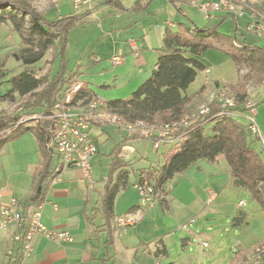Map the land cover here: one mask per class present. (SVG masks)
<instances>
[{
	"label": "trees",
	"instance_id": "1",
	"mask_svg": "<svg viewBox=\"0 0 264 264\" xmlns=\"http://www.w3.org/2000/svg\"><path fill=\"white\" fill-rule=\"evenodd\" d=\"M120 1L106 2L118 6ZM151 1L139 0L133 10L146 11ZM226 1L241 6L245 12L258 9L260 12L263 11L261 3L254 0ZM86 15H66L49 19L37 10L30 0H0V26H8L10 34H17L20 38L19 48L6 58L13 57L21 67L20 72L8 80L11 89L0 96V151L6 144L32 132L37 138L42 155V163L33 176L32 197L27 201H20V208L25 214L45 202L50 185L66 169L55 147L47 148L48 129L53 124L51 117L54 116L58 103L64 99L65 92L77 78V72L74 70L65 73L69 64L66 60V51L71 30L81 24L82 18ZM234 23L233 35L220 32L221 23L204 27L179 23L176 30L167 28L162 47L157 50L158 60L150 78L129 98L103 102L101 113L116 115L127 123L142 121L155 126L175 125L185 117L196 114L191 118L188 127L174 135L176 141L163 153L168 157L164 164L150 163L149 166L135 170L134 163L125 160L123 148L128 139H135L136 136L128 134L123 142L116 144L109 155L111 162L107 177L104 179L101 208L98 210L106 220L105 226L111 233L118 227L116 219L126 216H116L115 200L120 189L128 186L131 171L137 174L136 189L145 182L152 189L151 200L146 205H143L137 189L141 206L157 203L167 214L171 210L169 182L201 162L216 163L220 157L227 162L233 185L248 191L264 212V159L254 147L253 140L260 141L251 134L248 125L238 120V117H244L247 113L243 103L252 100L250 91L253 89L256 91L264 86V47L250 44L246 40L241 41L237 36L236 20ZM209 50H218L235 63L238 80L231 85L232 87H223H230L235 91L239 104L235 108L223 110L220 103L214 101L209 104V113L200 115L199 106L208 103L209 99L205 95V87L192 95L185 93L196 81L199 73L207 71L203 56ZM50 52L52 53L50 70L41 74L42 68L38 64L44 61ZM57 61L59 70L53 74L52 66ZM5 74L6 70L1 65L0 76ZM218 88L222 87L217 84ZM96 98L98 97L94 91L82 85L73 95L72 103L86 107ZM5 104L18 105V109L13 113H7L3 108ZM30 121H37L36 126H28L27 123ZM211 123L212 134H209L206 126ZM92 124L101 126L97 121H93ZM160 144L168 145L167 142ZM55 154L58 156L57 163L53 165ZM243 222V214L234 221L236 225ZM156 245L159 253L168 255L163 240L157 241ZM18 252L21 253L20 247ZM247 257L246 253L238 252L230 264H238ZM21 258L18 255L12 264H18Z\"/></svg>",
	"mask_w": 264,
	"mask_h": 264
},
{
	"label": "crops",
	"instance_id": "2",
	"mask_svg": "<svg viewBox=\"0 0 264 264\" xmlns=\"http://www.w3.org/2000/svg\"><path fill=\"white\" fill-rule=\"evenodd\" d=\"M59 1L32 0L37 10L44 12L47 16L54 13L55 18L67 15L65 14L66 6H58ZM138 1L121 0L118 6L105 1L91 7L85 6L77 15L87 14L86 17H94L101 9L107 8L105 6H113L119 9V12L122 10L126 14L130 13L128 9L133 8ZM210 1L222 0H152L146 11H131L136 16L131 15L128 18V26L124 27L127 29L126 38L121 37L117 40L112 33L113 28L108 29L93 43L89 55L84 53L80 58L78 67L82 68L92 62L91 56L100 55L102 60L96 58L91 65L100 63V68L107 71L106 74L98 72L91 76L94 78L90 82L82 81L77 76L73 83L87 86L102 102L129 98L147 79L151 73L149 71L154 69H150L157 57L153 48L162 47L167 28L176 30L179 23L197 27L221 23L223 26L232 18L233 26L236 20V27L240 30L255 19H264V0H254L261 3L262 12L259 11L260 9L244 11L242 16L215 13L210 18L204 15L206 20L211 21L207 24L205 19H201L193 12L202 14L198 6ZM109 13L112 14V12ZM116 55L124 60L118 66L112 63V58ZM223 56L218 55L216 61L224 60ZM108 67H111L109 71L106 70ZM107 82L111 86L105 90L104 86H108ZM102 88L105 91H102ZM92 126L102 127V125ZM125 133L128 137V133ZM94 138L99 153L92 159V170L95 164L101 162L102 156L99 140L97 137ZM167 144L166 150L173 145L172 142ZM41 163L39 143L31 132L6 144L1 149L0 189L5 203L9 204L12 199L27 201L32 197L33 176ZM92 178L94 186L91 189L83 182L84 172L81 168H66L50 185L46 200L39 210L43 225L54 231L70 233L74 239L72 244H58L39 235L34 241L32 252L29 255H22L18 252L19 246L12 241V233L0 229V264H12L18 255L22 257L18 264H196L192 251L188 250L191 242L188 237L192 231L185 229V225L193 217L185 220L183 214L193 210L191 216L194 215L198 208L203 206L204 199H207L211 190L221 193L231 182L229 167L223 157H220L216 163L201 162L177 177L168 187L171 210L167 214L157 203L141 206L135 185L133 188L123 187L115 200V214L116 216L131 214L136 223L124 229L117 227L111 233L105 226L106 220L103 219L102 213L98 211L101 208L100 200L103 190L99 191L96 188L93 174ZM36 210L37 208L33 209V211ZM159 240H163L168 250L167 256L158 252L156 242ZM263 241L264 235L258 244L256 240L248 247L243 246L237 253H246L248 256Z\"/></svg>",
	"mask_w": 264,
	"mask_h": 264
},
{
	"label": "rangeland",
	"instance_id": "3",
	"mask_svg": "<svg viewBox=\"0 0 264 264\" xmlns=\"http://www.w3.org/2000/svg\"><path fill=\"white\" fill-rule=\"evenodd\" d=\"M30 1L32 2V0ZM58 6H66L65 14H67L68 16L77 15L83 10V8H85V6H83L81 8H78L79 10H77L70 2V0H60L58 2ZM233 6H235L237 9L241 8L244 13L245 10L241 6ZM105 7L107 8L101 9L94 17L82 18L81 24H78L71 30L68 38L66 60L67 62H69V64L67 66V69L65 70V73L74 70L77 72V76L79 77V79L81 78V80L85 82H90L92 78H94L91 77L92 75L98 72L106 74L107 71H105L103 68H100V63L95 66L91 65L94 60L96 61V58L102 60V57H100V55L91 56L90 60L92 62L89 61L90 63L83 66L82 68L78 67L82 55L84 53H86V55H89L90 48H93V43L99 38L100 35L106 33L108 29L113 28L112 33L114 34V37L117 38V40L118 38L121 39V37L126 38L127 29L125 28L128 26V18L131 17V15L136 16V14L131 12L134 11L133 8L128 9L130 13L124 14L122 10V12H119V9H116L113 6ZM39 12L44 14V12ZM109 12H112V14H110ZM193 13L195 15L198 14L201 19H205V23H211V21L206 20L204 15L199 14L196 11H194ZM221 13L225 14V12H217L216 14ZM53 16L54 13H51L50 15H48V18H55ZM158 20L160 19L158 18ZM220 26L222 25L220 24ZM248 27L249 24L241 28L240 30L238 29L237 35L239 39L241 41L246 40L250 44L264 47V39L259 38L252 32L248 31ZM220 32H224L228 35L235 34L232 18L229 19L228 22L221 27ZM19 46V36L13 33L10 34L8 26H0V66L2 65L3 69L6 70L5 76H0V96L6 94L11 89V84L8 82V80L18 74L21 70L19 62H17L13 57L6 58L12 51L19 48ZM156 47H154L153 50H155V53L157 54V50L159 49V47ZM218 55H224V60L216 61ZM51 58L52 53L50 52L46 59L38 64V66L42 68L41 74L49 72L51 67ZM157 60L158 56L156 57V61L151 65L150 69L154 68ZM203 61L209 71L199 73L196 81L190 85L185 94L192 95L198 92L202 87H205V95L210 98L211 94L216 91L217 84L223 87L234 85L237 82V67L233 60L225 54H222V52L218 50H209L204 54ZM52 67L53 74L58 72L59 61L55 62ZM110 68L111 67H108L106 70L109 71ZM152 70H150L149 72H152ZM151 74L152 73H149V76L147 77V79H145V81L150 78ZM110 86L111 85H108V88L104 89L107 90L110 88ZM104 89L102 88V91H105ZM250 95V98H252V100H254L257 104L258 112L256 120L262 134L264 135V86L260 87L256 91L255 89H253V91H250ZM122 99L127 98L123 97ZM61 102H63V99L61 100ZM3 108L7 110V113H13L18 109V105L11 106L5 104ZM101 115H104L103 117L111 118V115L108 113H102ZM238 120L244 125H248V121L245 116L238 117ZM36 122L37 121H30L27 123V125L35 127ZM101 125L102 127L92 126L91 131V135L98 138L100 149L102 151L101 162L95 164V168L90 171L91 177L92 174L94 175V179L96 180V188L99 191H102L104 188V179L107 177L111 159L109 157L110 152L115 148L118 142L127 137V134L124 131L116 128L111 124ZM212 127V123L207 124L206 126L207 132L209 134H212ZM253 141H255L254 147L261 153V155H263L264 159V151L260 142L256 140ZM165 150L166 149L164 145H161L160 149L157 150V145L153 140L139 138V136H136L135 139H129L126 142L123 148V156L127 161L130 160L132 161V163H134L133 168L136 170L142 167L149 166L150 163L156 164V162H158L157 164H164L166 160H168V157L164 156L163 154ZM54 157L55 159L53 165L57 163V154H55ZM177 177L170 181L168 186H171L172 182ZM136 180V172L131 171L128 186L130 188H133ZM211 191L215 192L214 190ZM215 193L218 195L216 201L211 202L207 197V199H204L203 206L201 205L194 215L191 216L193 210L189 211V215L187 214V212L183 214L185 220L192 217V219L194 220V223H190L192 220L191 219L185 225V227H187V225L190 223L187 229L191 230L192 232L188 237L189 239H191L188 250L192 251V256L195 259L196 264H230L237 251H239L243 246L248 247L256 240L258 244V242L263 239L264 212L261 209L260 205L252 199V196L248 191H246L245 189L236 188L231 180L228 187L225 186L221 193ZM240 201L245 202V205L243 207H238V203ZM154 206L156 205L154 204ZM241 214L244 215V222L240 225H236L234 221L236 218L241 216ZM200 240L207 242L209 244V248H204L200 244Z\"/></svg>",
	"mask_w": 264,
	"mask_h": 264
},
{
	"label": "built area",
	"instance_id": "4",
	"mask_svg": "<svg viewBox=\"0 0 264 264\" xmlns=\"http://www.w3.org/2000/svg\"><path fill=\"white\" fill-rule=\"evenodd\" d=\"M107 0H71L75 8L83 6H92L94 4ZM196 5L195 2H192ZM200 12L207 18L212 17L217 12H225L234 16H242L243 10L237 9L230 2L223 0L221 2H206L198 6ZM248 31L252 32L259 38L264 39V19H255L249 23ZM123 58L118 55L112 58V63L118 66L123 63ZM80 83H73L65 92L63 102L58 103L54 116L51 117L53 124L48 129L49 137L47 138V148L55 147L61 163L65 168L79 167L84 172V184L88 188L94 185L91 178L92 159L99 153V148L96 139L91 136L92 122L97 121L100 124H111L120 130L127 132L132 136L139 138L151 139L155 141L157 147L162 142H174V135L181 129L189 126L193 116L185 117L179 124H166L163 126L150 125L142 121L135 123H127L121 117L111 115L103 117L101 109L103 102L96 98L93 99L88 106L79 107L72 103L73 95L81 88ZM218 102L223 110L235 108L239 101L237 94L230 87L218 88L214 91L208 103L199 107L200 115L209 113V104ZM245 114L248 121V129L260 141L264 149V135L262 134L256 120L257 106L255 101L248 100L243 103ZM143 183L138 185L137 189L142 197L143 205H146L151 200L152 189ZM216 198L214 192H210V200ZM244 201L239 202L238 207H243ZM42 206V205H41ZM40 207L36 211H31L27 214L23 213L20 208V201L12 199L9 204L3 201V192L0 189V229L12 233V240L21 248L22 255H29L33 250V244L39 235L45 236L48 240L58 244H72L73 236L65 231H54L48 229L40 221ZM136 220L131 215L121 216L116 219V224L119 228L133 226ZM192 223L194 220L191 221ZM204 248H209V244L202 240L199 241ZM239 264H264V241L257 245L248 257Z\"/></svg>",
	"mask_w": 264,
	"mask_h": 264
}]
</instances>
